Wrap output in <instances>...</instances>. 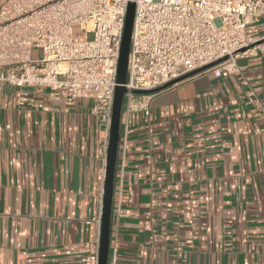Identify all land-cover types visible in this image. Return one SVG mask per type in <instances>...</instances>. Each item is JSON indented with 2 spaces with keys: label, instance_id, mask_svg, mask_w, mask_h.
<instances>
[{
  "label": "crops",
  "instance_id": "obj_1",
  "mask_svg": "<svg viewBox=\"0 0 264 264\" xmlns=\"http://www.w3.org/2000/svg\"><path fill=\"white\" fill-rule=\"evenodd\" d=\"M256 27L264 38V18ZM261 42L238 72L197 73L130 116L115 170V264H264ZM19 91L0 83V264H81L103 201L94 102L43 90L19 110Z\"/></svg>",
  "mask_w": 264,
  "mask_h": 264
},
{
  "label": "built area",
  "instance_id": "obj_2",
  "mask_svg": "<svg viewBox=\"0 0 264 264\" xmlns=\"http://www.w3.org/2000/svg\"><path fill=\"white\" fill-rule=\"evenodd\" d=\"M130 1L134 15L123 85L122 161L130 116L138 111L148 115L151 98L163 86L224 57L202 72L236 73L237 60L253 54L264 39L256 27L264 18V0H0V83L20 88L19 110L33 105L32 93L43 90L66 104L93 100L92 112L103 128L98 148L102 187ZM75 27L90 38L74 40ZM34 49L40 56H32ZM97 222L101 224V216ZM99 245L97 237L81 246V264H98ZM108 264H115L114 253Z\"/></svg>",
  "mask_w": 264,
  "mask_h": 264
},
{
  "label": "water",
  "instance_id": "obj_3",
  "mask_svg": "<svg viewBox=\"0 0 264 264\" xmlns=\"http://www.w3.org/2000/svg\"><path fill=\"white\" fill-rule=\"evenodd\" d=\"M134 15V3L130 1L127 6L125 23L123 28L118 64H117V86L114 91L111 126L108 142L107 160L105 168V179L103 186V201L101 210V224H100V237H99V258L98 264H108L109 246H110V233L112 223V202L115 182V170L118 153V143L120 136V120L123 104V96L125 93L124 83L126 81L128 69V55L130 48V38L132 31V22ZM226 57L216 60L206 66L198 68L186 75L167 83L163 88H167L181 80L189 78L203 70L217 64Z\"/></svg>",
  "mask_w": 264,
  "mask_h": 264
},
{
  "label": "rangeland",
  "instance_id": "obj_4",
  "mask_svg": "<svg viewBox=\"0 0 264 264\" xmlns=\"http://www.w3.org/2000/svg\"><path fill=\"white\" fill-rule=\"evenodd\" d=\"M86 38H90V34H86V33H81L79 32L78 28H74V34H73V39L74 40H84ZM39 54V55H38ZM33 57H37L40 56V53L38 50L34 49L33 53H32Z\"/></svg>",
  "mask_w": 264,
  "mask_h": 264
}]
</instances>
